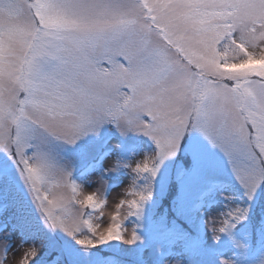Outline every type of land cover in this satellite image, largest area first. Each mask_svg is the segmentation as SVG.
I'll return each instance as SVG.
<instances>
[{
	"label": "snow or ice",
	"instance_id": "1",
	"mask_svg": "<svg viewBox=\"0 0 264 264\" xmlns=\"http://www.w3.org/2000/svg\"><path fill=\"white\" fill-rule=\"evenodd\" d=\"M106 124L154 142L155 153L133 168L140 178L154 179L185 134L199 132L251 202L264 184V0H0V153L45 227L87 249L138 237L123 235L121 223L96 234L85 217L103 200L78 199V184L47 142L74 145ZM122 166L106 162L109 171ZM6 184L0 175V192ZM58 189L70 194L58 198ZM130 195L129 215L139 218L151 186ZM248 213L230 210L215 231ZM18 214L0 195V219ZM38 251L29 247L15 264H31Z\"/></svg>",
	"mask_w": 264,
	"mask_h": 264
},
{
	"label": "rangeland",
	"instance_id": "2",
	"mask_svg": "<svg viewBox=\"0 0 264 264\" xmlns=\"http://www.w3.org/2000/svg\"><path fill=\"white\" fill-rule=\"evenodd\" d=\"M107 137L109 138L106 139ZM105 139L108 140L107 146L111 148V152L100 167L83 179H71L78 184V199L94 195L104 202L101 210H89V216L86 217L96 228L97 235L105 232L108 226L121 223L123 235L130 236L134 231L138 239L133 244L110 241L98 245L95 247L98 253L101 250L113 253L112 264H124V259L144 264H264V253L257 262L247 260V253L253 245L252 230L247 225L244 224L245 226L237 231L234 227L224 233L215 231L221 226L227 212L236 207H247L249 213L247 218L235 227L256 220L259 217L258 209L264 207V184L260 185L249 202L244 197L243 189L237 183L227 158L199 132L191 131L185 134L177 154L160 165L154 179L137 177L133 171L137 163L155 153L154 142L136 132L121 136L111 124L104 125L98 135H86L74 145L48 141L47 146L60 163L68 166L72 174L96 157L100 149L106 146ZM185 154H189L190 160L193 161L190 171L186 170ZM106 162H118L124 166L109 171ZM0 175L7 177V184L0 195L10 199L15 206L17 201L27 211L23 218L13 215L6 220L0 219V246L7 245L2 253L4 264H15L24 251L32 246L40 248L31 264H40V256H44L42 254L46 251L48 253H45V257L52 251L58 253L56 264H62L65 258L67 264L96 263L97 252L87 251V248L76 244L75 239L62 231L52 232L45 227L30 191L20 180L15 165L3 153H0ZM99 178H103L107 185L106 192H103ZM146 184H150L152 196L144 203L140 217H131L127 205L137 197L130 193H139ZM204 192L206 193L203 194ZM67 194L70 193L63 189L56 190L58 198ZM200 197L202 201L197 203ZM121 203L123 206L117 207ZM160 209H172L179 220L186 222L189 227L194 230L201 229L205 238L202 248L186 252L183 243L177 239L166 248L159 234L163 231L159 228L161 225L164 227L163 220L159 224L151 220V216ZM114 214L119 216L117 221L112 220ZM175 225L181 228L179 223ZM181 229L175 235L183 237L185 232ZM28 231L30 240L25 238ZM84 231L87 232L86 226ZM42 234L49 244L46 251H42ZM84 234L86 233L82 235ZM88 235L91 236V233ZM263 236L259 234L258 241Z\"/></svg>",
	"mask_w": 264,
	"mask_h": 264
},
{
	"label": "trees",
	"instance_id": "3",
	"mask_svg": "<svg viewBox=\"0 0 264 264\" xmlns=\"http://www.w3.org/2000/svg\"><path fill=\"white\" fill-rule=\"evenodd\" d=\"M105 148L106 147H102V150H105ZM185 158L187 160L186 164H185L186 170L190 171L193 161L190 160L189 154H185ZM175 191L176 190H174V194H175ZM15 202H16V205H17L16 208H18V210H19V214H18L17 217L20 216V217L23 218V216H25L24 213H26L27 211L24 210V207L20 203L18 204L17 201H15ZM21 207H23V208H21ZM263 208H261V209H263ZM261 209H258L259 210L258 211L259 217L256 220L251 221L249 223H241V224H239L238 226L235 227V230H237V229H240L245 224L252 230L253 245H252L251 248H254L256 243H257V236H258L257 233L260 234V233L264 232V209L263 210H261ZM26 216H27V214H26ZM152 217H153V219L154 218H162V219H164L166 224H167V226H169V227H172L173 223L178 222L188 235L194 236V237H196L197 239L200 240L199 236L191 229V227L188 226V224L186 222H183V221L179 220V218L176 216L175 212L172 209H169V210H163V209L157 210L152 215ZM28 234H29V231H28V233L26 232L25 238L27 240H30V236ZM40 238L44 239V242L42 243V245H43L42 248L44 250L42 249V251H46L47 249H49L48 240L43 234L40 235ZM38 248H40V247H38ZM86 250L87 251L93 250L94 252H97V250L95 248L86 249ZM45 253H48V251L44 252L43 254H42V252L40 253V254L44 255V256H40L41 259H42L40 264H56V263H58V257H59L58 253H56L55 251H52V253H50L47 257H45ZM109 254H111L110 251H102L101 250L98 253V256H97L98 258H97V261H96L95 264H105L106 256L109 255ZM124 263L125 264H144L143 262H140V261L139 262H135L133 260H128V259H124Z\"/></svg>",
	"mask_w": 264,
	"mask_h": 264
},
{
	"label": "bare ground",
	"instance_id": "4",
	"mask_svg": "<svg viewBox=\"0 0 264 264\" xmlns=\"http://www.w3.org/2000/svg\"><path fill=\"white\" fill-rule=\"evenodd\" d=\"M257 261H258V260H257ZM257 261H256V262H257Z\"/></svg>",
	"mask_w": 264,
	"mask_h": 264
}]
</instances>
